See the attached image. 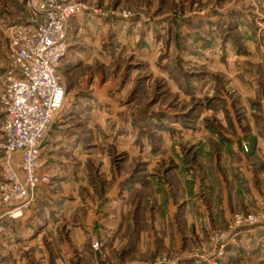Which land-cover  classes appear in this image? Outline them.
I'll return each instance as SVG.
<instances>
[{
    "label": "rangeland",
    "instance_id": "obj_1",
    "mask_svg": "<svg viewBox=\"0 0 264 264\" xmlns=\"http://www.w3.org/2000/svg\"><path fill=\"white\" fill-rule=\"evenodd\" d=\"M69 1L28 197L0 103V264H264V0ZM39 20L0 0V95Z\"/></svg>",
    "mask_w": 264,
    "mask_h": 264
},
{
    "label": "built area",
    "instance_id": "obj_2",
    "mask_svg": "<svg viewBox=\"0 0 264 264\" xmlns=\"http://www.w3.org/2000/svg\"><path fill=\"white\" fill-rule=\"evenodd\" d=\"M32 7L40 20L34 30L14 38L11 67L0 95L7 173L26 197L48 178L38 172L39 145L65 105L67 84L59 64L68 21L78 9L69 0H32ZM16 156L22 177L12 168Z\"/></svg>",
    "mask_w": 264,
    "mask_h": 264
},
{
    "label": "bare ground",
    "instance_id": "obj_3",
    "mask_svg": "<svg viewBox=\"0 0 264 264\" xmlns=\"http://www.w3.org/2000/svg\"><path fill=\"white\" fill-rule=\"evenodd\" d=\"M18 214V213H17Z\"/></svg>",
    "mask_w": 264,
    "mask_h": 264
}]
</instances>
